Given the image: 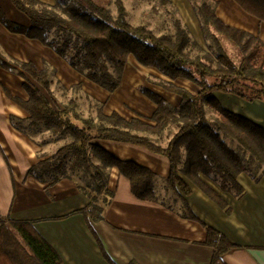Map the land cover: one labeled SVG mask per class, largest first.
Here are the masks:
<instances>
[{"label":"trees","instance_id":"trees-1","mask_svg":"<svg viewBox=\"0 0 264 264\" xmlns=\"http://www.w3.org/2000/svg\"><path fill=\"white\" fill-rule=\"evenodd\" d=\"M159 1L171 5L168 0ZM188 1L203 39L211 40L205 49L178 18L172 20L173 31L166 35H155L146 26L129 24L123 0H113L114 15L92 0H53L52 4L8 0L27 19V26L11 21L0 6V25L9 33L38 41L108 93L119 88L127 59L132 56L138 65L166 77L167 81L159 80L157 85L179 99L175 109L157 93L140 89L154 105L151 115L143 120L126 119L116 112L107 114L104 103L83 96L89 101L88 113H84L79 111L76 98L66 97L67 92L59 86L57 91L65 101L57 100L50 79L53 70L47 64L37 69L30 62L6 56L0 48V69L21 78L27 95L23 100L3 89L6 97L27 115L22 120L10 117V123L40 148L38 162L27 175L47 185L63 179L77 184L89 201L77 213L84 217L108 264L116 263L107 255L94 225L103 220L104 209L113 196L106 186L109 171L116 169L129 181L131 194L137 200L164 206L166 202L155 192V175L149 169L115 158L94 141L126 143L166 158L169 173L161 181L163 188L179 201V215L196 222L199 221L185 201L191 185L224 213H229L226 202L203 178L221 192L240 198L244 190L236 180L239 174L248 173L255 180L264 177V129L224 109L213 96L219 92L246 102L264 103V43L258 36L221 22L209 1L200 4ZM232 1L264 23V0ZM224 42L239 51L236 61L224 48ZM176 80L192 83L196 93L174 84ZM74 89L79 90V86ZM203 106L215 117L214 122L209 121L211 126ZM168 129L173 133L165 134ZM223 136L235 141L246 158L233 151ZM199 223L206 232L204 244L213 250V264L234 246L213 228ZM0 264L63 263L32 221H16L7 216L0 217Z\"/></svg>","mask_w":264,"mask_h":264},{"label":"crops","instance_id":"crops-1","mask_svg":"<svg viewBox=\"0 0 264 264\" xmlns=\"http://www.w3.org/2000/svg\"><path fill=\"white\" fill-rule=\"evenodd\" d=\"M211 1L216 2L215 13L221 22L258 36L264 43L263 22L246 14L232 0ZM0 6L11 21L28 25L27 19L16 12L8 0H0ZM186 18L182 20L190 35L203 47L199 22L192 11ZM0 48L6 56L30 62L37 69L47 64L64 77L72 74L51 50L38 41L9 33L2 25ZM22 83L21 78L0 69V217L32 221L35 230L57 251L63 264H108L84 217L77 213L89 202L77 184L63 179L47 185L27 175L38 162L40 148L11 125L10 117L22 120L27 115L4 93L6 90L27 99ZM213 96L224 109L264 129V103L246 102L219 92H214ZM175 101L179 104L178 98ZM93 143L117 159L149 169L155 175V192L166 202L164 206L137 200L131 194L129 181L116 169L109 171L106 186L113 196L104 209L103 220L94 225V230L116 264H212L213 250L204 244L206 232L199 222L219 232L234 246L213 264H264V177L255 180L248 173L239 174L236 180L244 190L240 198L221 192L203 178L226 202L229 213H224L191 185V193L185 201L199 221L196 222L179 215V201L163 188L161 181L169 173L166 158L126 143Z\"/></svg>","mask_w":264,"mask_h":264},{"label":"rangeland","instance_id":"rangeland-1","mask_svg":"<svg viewBox=\"0 0 264 264\" xmlns=\"http://www.w3.org/2000/svg\"><path fill=\"white\" fill-rule=\"evenodd\" d=\"M41 1L53 3V0ZM92 1L105 7L111 14H115L113 0ZM168 1L171 5L162 4L159 0H123L126 9V21L131 25L146 26L155 35L171 34L173 31L171 27L172 20L178 18L183 23V20L187 19L186 16H190L192 10L191 4L188 0ZM192 1L196 4H200L203 1H209L216 7V2H212L211 0ZM172 7H174L175 10ZM191 37L193 38L192 35ZM202 45V48L205 49L207 45H211V40L207 39V41H205L203 39ZM223 46L229 55L236 61L240 56L239 51L230 47L226 42L223 43ZM58 58L71 70L72 74L64 77V74H58L56 69L47 65L50 70H53V76H51L50 79L54 83L53 88L56 90L55 95L59 102L65 101L60 97L62 93L57 91V87H61L63 92H67L66 97L76 98L79 111L88 113L86 108L88 106L87 102L89 101H86L83 98V96H86L89 100L91 99L98 103H104V112L107 114L116 112L126 119L139 117L146 120L153 112L154 105L141 94L140 89L153 91L163 97L172 107L175 109L178 108L179 104L175 101L177 99L176 96L164 92L157 85L159 80L167 81L168 79L152 68H145L138 65L132 56L128 57L122 82L119 88L113 93H108L104 89L89 82L75 68L71 67L69 63L65 62L60 57ZM173 83L186 89L191 94L195 93V86L188 81L176 80L173 81ZM76 86H79V90L74 89ZM203 109L207 123L211 126L212 123L209 121L213 120L212 122H214L215 117L212 115V111L208 107L203 106ZM172 133L173 130L168 129L165 134L170 135ZM55 138V140H58V137ZM223 139L233 151L246 158V154L235 141L224 136Z\"/></svg>","mask_w":264,"mask_h":264}]
</instances>
